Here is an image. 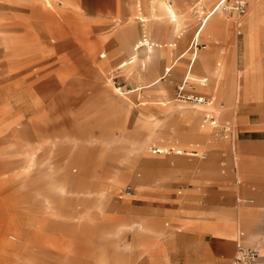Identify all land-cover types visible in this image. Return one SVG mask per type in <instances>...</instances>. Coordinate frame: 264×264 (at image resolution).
I'll list each match as a JSON object with an SVG mask.
<instances>
[{
	"label": "rangeland",
	"instance_id": "obj_1",
	"mask_svg": "<svg viewBox=\"0 0 264 264\" xmlns=\"http://www.w3.org/2000/svg\"><path fill=\"white\" fill-rule=\"evenodd\" d=\"M65 1L56 8L47 0H0V264H180L168 258L181 232L211 220L214 207L227 208L229 195L246 197L230 188L234 155L209 124L213 116L237 126L228 113V74L218 72L244 28L238 34L219 12L228 33L201 36L195 79L179 89L192 49L177 65L187 67L181 77L176 67L146 87L188 47L197 29L191 2L184 1L190 27L184 16L179 27L170 24L174 41L183 29L191 37L169 47L168 62L149 77L129 58L134 42L155 30L138 18L167 20L162 5L176 10L179 0H141L140 7L139 0ZM259 2H249L241 18L249 43L264 37V0L262 17L252 19ZM197 107L202 134L194 135Z\"/></svg>",
	"mask_w": 264,
	"mask_h": 264
},
{
	"label": "crops",
	"instance_id": "obj_2",
	"mask_svg": "<svg viewBox=\"0 0 264 264\" xmlns=\"http://www.w3.org/2000/svg\"><path fill=\"white\" fill-rule=\"evenodd\" d=\"M57 1L58 0H47L48 3L53 4L56 8ZM60 1L64 4L66 3L65 0ZM179 1L180 3L177 2L175 4L176 10L173 9L172 4L165 3V5H162V11L166 14L167 20L157 21L158 19L153 16L149 18L143 15L138 18L141 21H150V25H152L155 30L151 37H147L146 40L143 38L137 39L134 42L130 47L129 58L131 61L138 58L141 62L140 67L144 68L145 71L148 70L149 77H153L152 74H155L157 69L163 68L168 62V55L170 51H172V48L169 47L177 46L178 43H180L182 48L185 42L191 37V31L186 33L187 30L183 29L177 37L178 40L174 41L173 39L175 38H173L170 32V24H172V21H176L175 26L179 27V18L184 16L187 12L184 2L186 0ZM189 1L191 2V0ZM253 1L255 0H249V2ZM261 1L262 0L256 3L253 9L254 17L252 19L259 20V14H261L262 17ZM140 6L141 0L137 2V7ZM179 6H184V10H180ZM218 13L219 12H215L210 17L198 40L203 35L207 37H217V35L222 36L228 33L229 27L224 21L217 18L216 15ZM182 23L190 27L192 19L189 16H184ZM195 24L198 28L196 20ZM233 25L238 29V34H241V29L244 28L243 40L242 42L238 40L234 44L229 60H226V66L222 70V73L220 74L218 72V74L221 77L225 72L228 74L227 76L230 80V93L228 96L226 95L229 100L228 107H230L228 113L237 124L236 126L229 121L236 129L235 145L232 147L231 143L228 141L232 150V155H234L235 173L234 181L230 180V188L232 189V186H234L235 189L239 187L242 188L240 192L246 197L241 199L237 195H229V206L227 208L224 207L221 209V207H214V216L211 220H207V222L205 221L202 224L198 223L192 229L181 232L180 246L176 247V245L174 246L171 244L168 258L176 259L180 264H231L236 252L237 242H241L246 246L256 247L259 252L258 264H264V37H259V39L257 37L249 43L248 38H245L246 24L241 23L240 27H237L235 23H233ZM207 27L208 33L205 35L204 32ZM196 31L197 29L185 51L165 67L166 72L163 75H155V77L148 82L146 87L161 84L167 74L177 67L180 59L184 58L185 55L191 51L189 47L195 37ZM49 32L51 33L52 31ZM161 48L165 49L161 50ZM159 51L162 53L166 52V54L160 59L161 62L159 61L157 63ZM103 56H105V54H102V57ZM197 57L198 51L196 54L193 53L192 58L189 59L188 68L184 65H180L176 68L175 72L179 77L182 76L183 71L187 68L181 84L184 83V85H186L188 79H195L192 77L191 72L194 69ZM143 62L145 63L144 66L141 65ZM127 63L128 61L123 62L121 67ZM219 65H221V63H219ZM234 67H236V69H234ZM167 70L169 71L168 73ZM207 79L208 78H206V80ZM178 81H176V83H178ZM203 81H205L204 78L200 79L201 84L206 85ZM258 82L259 88L257 89L256 84ZM217 84H219V81H217ZM138 89L141 88H137L136 90ZM258 94V98H255ZM211 99L213 102V98ZM203 111L202 107H197L192 111L189 124L191 125V131L194 135L202 134V131L198 128V119ZM203 126L202 124V127ZM177 151L183 153L181 149H177ZM238 161L240 162V167L237 163ZM240 172L242 174L241 176H239ZM212 202L213 204H217L220 202L222 203V200L214 198ZM224 209H229L227 213L228 218L222 221L218 220L217 215L220 214V211L224 212ZM208 222H211V224H208ZM177 253L180 254V258H177ZM65 259L66 257L64 261ZM74 264L84 263L76 260ZM99 264L108 263L106 261H101Z\"/></svg>",
	"mask_w": 264,
	"mask_h": 264
},
{
	"label": "built area",
	"instance_id": "obj_3",
	"mask_svg": "<svg viewBox=\"0 0 264 264\" xmlns=\"http://www.w3.org/2000/svg\"><path fill=\"white\" fill-rule=\"evenodd\" d=\"M192 11L197 19L198 28L197 34L203 29L206 21L215 12L223 13L228 19H231L237 27H240L242 23V17L247 12L248 1L247 0H215L211 6H209V0H191ZM196 37V36H195ZM194 37L190 44L189 49L194 50V54L197 53L199 49L198 40ZM167 72H169L167 70ZM185 88L184 83L179 87L182 91ZM191 99V97H188ZM194 101L201 102L198 97L192 98ZM209 124L213 129H217L219 136L229 141L232 147L235 145L236 139V129L228 121L220 123L218 119L213 116L209 119ZM166 151V150H165ZM155 153H163V149H155ZM177 154H182L181 151H177ZM197 154V153H192ZM130 189V187H128ZM259 252L256 247L246 246L241 242L236 244V252L231 261V264H258Z\"/></svg>",
	"mask_w": 264,
	"mask_h": 264
},
{
	"label": "bare ground",
	"instance_id": "obj_4",
	"mask_svg": "<svg viewBox=\"0 0 264 264\" xmlns=\"http://www.w3.org/2000/svg\"><path fill=\"white\" fill-rule=\"evenodd\" d=\"M248 1V5H249V0H247ZM247 11H249V9H247ZM247 14V13H246ZM213 15V14H212ZM211 15V16H212ZM210 16V17H211ZM193 17H194V19L196 20V22H197V19H196V17H195V15H194V13H193ZM210 17H209V19H210ZM245 17V16H244ZM209 19L206 21V24L208 23V21H209ZM206 24H205V26L203 27V29L199 32V34H197V32H196V34H195V38H196V40H198V38H199V36L201 35V33H202V31L204 30V28L206 27ZM147 39V37H145L144 38V40H146ZM199 41V40H198ZM104 57V56H103ZM141 65H145V63L143 62ZM134 90H130L129 92H133ZM198 99L201 101V102H205L206 104H209V103H211L212 102V99H209V100H207V98H204V97H200V96H198Z\"/></svg>",
	"mask_w": 264,
	"mask_h": 264
}]
</instances>
